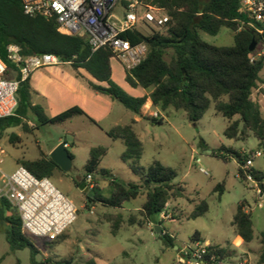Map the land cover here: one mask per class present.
I'll list each match as a JSON object with an SVG mask.
<instances>
[{"label": "trees", "instance_id": "obj_1", "mask_svg": "<svg viewBox=\"0 0 264 264\" xmlns=\"http://www.w3.org/2000/svg\"><path fill=\"white\" fill-rule=\"evenodd\" d=\"M139 1L165 9L170 18L161 29L141 25L120 35L133 45L144 42L148 46L146 58L132 71L126 70L125 78L133 88L151 89L148 95L132 96L114 81L111 49L102 48L93 52L85 38L61 34L55 20L26 15L21 0H0V58L8 63L7 76L9 77L12 71H17V66L7 59V49L10 45H17L23 56L54 54L70 62L79 77H81L79 69L89 73L98 82L87 81L94 92L109 96L136 115H142V108L150 99L154 107H159L163 111L171 107L183 110L191 122L197 123L214 104L215 110L229 120L224 131L227 138L245 141L250 136L249 133H252L260 145H264V116L260 104L253 98L254 89L262 83L260 72L264 66V56L251 61L258 47L264 45V35L260 36L240 24L241 0ZM123 3L127 5L129 2ZM146 27L151 28L149 32ZM224 27L235 32L233 46H216L204 41L200 36V32L217 35ZM254 39L257 40L258 47L251 52L249 48ZM169 50L172 51V55L167 60ZM16 78L20 81L18 108L14 116L0 119V139L7 129L13 127L21 126L25 132H31L32 129L24 122V119L29 118V114L34 117L36 129L46 125L63 124L77 116H84L99 125L78 106L71 107L54 117L47 116L41 105H34L32 102L30 79L22 81L19 74ZM235 117L238 119L233 121ZM146 119L153 124H161L157 118L150 116ZM107 135L113 140L123 141L126 150L121 158L124 162H130L131 170L140 177L141 183L118 184L110 170L100 167L108 149L104 146L93 147L90 159L85 165L86 176L101 174L111 178L117 192L110 199L98 195L89 202L98 201L105 206L121 207L118 197L130 201L138 198L142 191L146 190L147 198L140 209V216L148 223L162 225V221L156 220V217L165 211L169 201L182 198L186 193L183 185L175 182L176 171L159 161L153 162L147 169L138 166L144 148L133 123L116 126L109 130ZM10 139L18 141L20 137L12 133ZM70 155L74 159L73 154ZM213 155L224 160L235 158L239 165L238 173L241 180L246 181L242 166L248 159L247 155L224 146L215 150ZM18 164L26 167L38 178H50L54 171H63L50 156L43 154L36 160L20 159ZM252 172L256 180L264 179L263 171L253 168ZM95 189L96 187L92 188ZM224 191V183L218 184L214 189V192H219V197ZM260 194L264 197V187L261 188ZM247 207L246 201L238 205L232 225L236 227L237 234L249 243L254 238V230L252 215L247 211ZM4 208H12V205L5 198H0V214ZM208 210L209 205L203 200L194 207L189 219L204 216ZM13 211L14 214L9 218L11 227L6 237L9 245L14 250L28 248L31 252V264H49L48 261L39 263L36 260L38 249L32 242L33 237L24 233L18 210ZM108 217L111 221V216ZM121 222L122 216L117 215L112 226L114 235H117ZM131 223H135L134 219ZM163 232L160 239L166 246L175 247L172 236L164 229ZM196 239H199L198 232L190 238ZM261 244L263 248L258 264H264V230L261 233ZM211 250L221 258H228L233 253L220 245H212ZM82 264L98 262L92 257Z\"/></svg>", "mask_w": 264, "mask_h": 264}, {"label": "rangeland", "instance_id": "obj_2", "mask_svg": "<svg viewBox=\"0 0 264 264\" xmlns=\"http://www.w3.org/2000/svg\"><path fill=\"white\" fill-rule=\"evenodd\" d=\"M130 1L134 0H120L116 11L120 18L127 6L123 2ZM149 29L146 27L147 32ZM234 35L235 32L226 27L217 35L200 32L204 41L216 46H233ZM171 55L172 51L169 50L167 60ZM255 56L257 59L264 56V45L258 47ZM112 65L115 81L123 88L118 81L120 76L116 69L117 63L113 61ZM61 67L69 68V65ZM260 78L264 80V66ZM124 90L127 92V89ZM150 92L151 89H148L145 94L148 95ZM254 99L259 103L257 95ZM117 104L120 108L117 109V113L112 114L107 120H101L99 125L84 116H77L60 125H46L30 134L25 133L26 135L24 134L18 141L10 139L12 133L19 132L18 129H8L0 139L3 149L0 153V176L2 173L11 175L18 167L20 158L36 160L41 157L42 152L51 154L57 146L65 142L69 146L68 151L74 156L70 172L56 170L49 179L73 202L77 209V219L55 242L33 238L32 242L38 249L36 260L39 263L48 261L49 264H82L92 257L96 258L98 264L174 262L177 250L166 246L160 239L155 230V226L160 224L146 222L137 209H141L146 201V190H143L138 198L130 201L118 197L121 207H115L105 206L98 201L89 202L98 195L105 199L114 196L117 187L111 182V178L95 174L93 183L96 189H80V181L86 179L85 165L90 159V151L97 146L108 149L100 167L110 170L118 184L141 183L140 177L131 170L130 162H124L121 158L126 150L123 141L113 140L106 133L113 121L130 123L135 116L122 104L119 102ZM261 107L264 116V107ZM153 110L160 113L157 119L161 124L148 121L146 119L150 117L148 108L143 106L142 122L135 126L144 148L138 166L147 169L153 162L159 161L176 171L175 182L182 184L186 190L184 197L172 199L167 203L165 209L167 218L162 219L161 214L156 217V220L162 221V230L172 236L177 247L189 242L198 232L199 238L227 247L233 252L225 259L227 264H239L242 258L248 259L249 264H258L263 248L261 233L264 230V197H261L251 183L238 177L239 165L235 158L224 160L213 155V152L223 146L233 148L248 157L251 153L260 151V155L253 158V168L264 172V145H260L252 133H249L250 136L245 141L227 138L224 131L229 120L215 110L214 104L197 123L191 122L183 110L172 107L165 111L159 107ZM237 119L238 117H235L233 121ZM198 158L201 160L200 163L196 162ZM201 168H204L208 175L201 172ZM220 183H224L225 186L221 197L219 192H214ZM3 185L4 182L0 180V187ZM203 200L209 205L208 212L197 219H189L194 207ZM242 201L247 202L249 206L246 209L252 215L254 238L249 243L237 234L236 227L232 225L237 207ZM117 215L122 216V222L117 235H114L112 226ZM108 216H111V221ZM132 219L135 223H131ZM1 257L3 258L1 264H31L30 250L28 248L14 250L2 230H0Z\"/></svg>", "mask_w": 264, "mask_h": 264}, {"label": "built area", "instance_id": "obj_3", "mask_svg": "<svg viewBox=\"0 0 264 264\" xmlns=\"http://www.w3.org/2000/svg\"><path fill=\"white\" fill-rule=\"evenodd\" d=\"M21 1L26 15L55 20L61 34L85 38L93 52L102 48L111 49L112 59L128 71L146 58L148 46L144 42L133 45L123 39L121 33L141 25L161 29L170 19L165 9L139 0L127 4L122 18L116 14L120 0ZM239 12L242 27L264 35V0H241ZM7 59L17 66L22 81L36 69L70 64L54 54L23 56L17 45L8 46ZM255 60L257 58L253 56L251 61ZM8 70V63L0 58V119L14 116L19 102L20 81L8 77ZM261 88L264 89V84ZM144 106L148 108L149 116L160 117V113L153 110L152 101H147ZM2 151L0 145V153ZM260 153H251L242 166L246 182L251 183L259 193L264 187V179L256 180L252 169L253 158ZM196 162L200 163V158ZM200 171L208 175L204 168ZM238 177L241 178L239 173ZM2 178L4 186L0 189V198H5L18 210L23 231L28 236L53 241L76 221L75 205L49 178H38L23 165H19L11 175L2 174ZM85 180L87 188L95 187L92 175H87ZM161 215L162 219L168 217L165 211ZM211 246L208 241L190 240L177 247L173 264H227L226 258L217 255ZM239 264H249V261L242 258Z\"/></svg>", "mask_w": 264, "mask_h": 264}, {"label": "crops", "instance_id": "obj_4", "mask_svg": "<svg viewBox=\"0 0 264 264\" xmlns=\"http://www.w3.org/2000/svg\"><path fill=\"white\" fill-rule=\"evenodd\" d=\"M113 61L115 60L113 59L111 60V68H112V78L115 81L116 78L113 73V65H112ZM115 62L117 63L116 69L118 70L119 76H120L118 81L124 86L123 88L127 89V92L130 95L135 96V97H142L146 95L145 94L146 90L142 88H133L126 82V79H125L126 70L124 69L121 63H119L118 61H115ZM65 65H69V68H63L61 67L62 65L48 66L45 68L36 69L31 72L29 79H30V83L32 87V102L34 105H41L44 108L46 115L49 117L57 116L71 107L78 106L82 108L91 118H93L98 123L101 120L109 119L112 116V114H114L115 112L117 113V109H120V108H118L119 106H117L118 102L116 100H113L109 96L98 94L94 92L92 89H90V87L87 84V81H93L95 83H98V82L89 73H87L83 69H79L78 72L81 76L79 77L76 74V71L73 70L70 64H65ZM18 74L19 73L17 71L16 72L12 71L9 74V76L11 78H16ZM262 84H264V80H262ZM261 90L264 92V90L260 87V84H259L258 87L255 88L253 91V98L257 95V97L259 98L260 106L264 107V93ZM147 101H151V100L148 99ZM261 110H262V107H261ZM119 112L122 113V110H120ZM24 122L28 124L29 128H31L32 131L25 132L21 126L13 127V128L18 129L19 132L18 133L15 132V134H17L19 137H24L25 133L30 134L32 132L39 130V129H36L35 120L32 114H29V118L24 119ZM141 122H142L141 116L135 114V116L132 117L130 123H133V127L135 129V126L140 124ZM130 123H126L124 121L122 122L119 120L113 121L109 129L106 130V133L116 126H119V125L124 126ZM9 129H12V128H9ZM138 136L141 140V136L139 134ZM67 147L69 146L67 145ZM42 154L50 156V153L42 152L41 155ZM2 174H6V173H2ZM0 180L3 181L2 175L0 176ZM3 186H1L0 189ZM261 197H262V194H261ZM14 209L16 211V208L14 206H12V208H4L2 213L0 214L2 215L1 216L2 222H1L0 230H2V232L5 234L6 237L11 227L9 218H11V216L14 214V211H13ZM137 209L140 210V208H137ZM199 239L203 240V238L202 239L199 238ZM203 241H206V240H203ZM212 245H218V244H212ZM174 249L177 250V246H175ZM2 260L3 258L1 257L0 264L2 263Z\"/></svg>", "mask_w": 264, "mask_h": 264}, {"label": "water", "instance_id": "obj_5", "mask_svg": "<svg viewBox=\"0 0 264 264\" xmlns=\"http://www.w3.org/2000/svg\"><path fill=\"white\" fill-rule=\"evenodd\" d=\"M258 44L257 40H253L250 45L249 50L253 52L255 50L256 45ZM51 159L64 171L70 172L72 170L73 159L70 155V152L67 149V144L62 143L57 146L50 154ZM86 181L82 182L80 185V189L86 190ZM156 232L162 236L164 234L161 225L155 226Z\"/></svg>", "mask_w": 264, "mask_h": 264}, {"label": "flooded vegetation", "instance_id": "obj_6", "mask_svg": "<svg viewBox=\"0 0 264 264\" xmlns=\"http://www.w3.org/2000/svg\"><path fill=\"white\" fill-rule=\"evenodd\" d=\"M86 181V180H85ZM82 182H84V180H81L80 183H79V186L82 184Z\"/></svg>", "mask_w": 264, "mask_h": 264}]
</instances>
